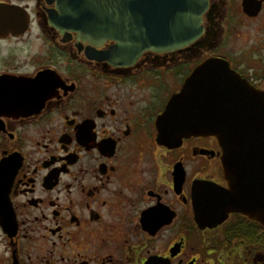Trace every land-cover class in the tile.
<instances>
[{
	"label": "flooded vegetation",
	"instance_id": "af4514ba",
	"mask_svg": "<svg viewBox=\"0 0 264 264\" xmlns=\"http://www.w3.org/2000/svg\"><path fill=\"white\" fill-rule=\"evenodd\" d=\"M72 6L0 0V264H264L261 197L242 182L233 202L251 213L198 224V203L229 191L221 148L165 144L159 124L208 60L264 92V0H208L198 40L125 63Z\"/></svg>",
	"mask_w": 264,
	"mask_h": 264
},
{
	"label": "water",
	"instance_id": "95a60500",
	"mask_svg": "<svg viewBox=\"0 0 264 264\" xmlns=\"http://www.w3.org/2000/svg\"><path fill=\"white\" fill-rule=\"evenodd\" d=\"M72 4L69 11L80 35L96 45L113 42L112 60L117 63L134 62L145 51L192 44L203 34L202 16L208 8V0H72ZM159 124L165 144L172 140L167 135L179 141L203 136L215 138L221 148L229 191H215L206 204L198 203V224L205 213H251L248 202L243 209L233 202L242 182L249 198L261 197L264 203V92L227 62L208 60L196 68L168 102Z\"/></svg>",
	"mask_w": 264,
	"mask_h": 264
},
{
	"label": "rangeland",
	"instance_id": "374dc122",
	"mask_svg": "<svg viewBox=\"0 0 264 264\" xmlns=\"http://www.w3.org/2000/svg\"><path fill=\"white\" fill-rule=\"evenodd\" d=\"M250 40V36L249 34L246 32L243 36H241V39L239 40V42H237L236 44H234L231 47H237L238 49H247L248 48V44ZM248 53V52H247ZM244 54V51H242V55Z\"/></svg>",
	"mask_w": 264,
	"mask_h": 264
}]
</instances>
